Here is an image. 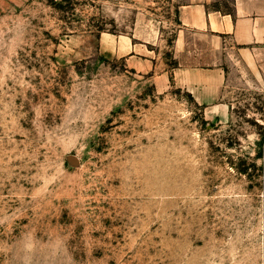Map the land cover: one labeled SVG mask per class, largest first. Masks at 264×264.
Wrapping results in <instances>:
<instances>
[{"label": "rangeland", "instance_id": "1", "mask_svg": "<svg viewBox=\"0 0 264 264\" xmlns=\"http://www.w3.org/2000/svg\"><path fill=\"white\" fill-rule=\"evenodd\" d=\"M187 2L0 0V264H264V82L161 85Z\"/></svg>", "mask_w": 264, "mask_h": 264}, {"label": "crops", "instance_id": "2", "mask_svg": "<svg viewBox=\"0 0 264 264\" xmlns=\"http://www.w3.org/2000/svg\"><path fill=\"white\" fill-rule=\"evenodd\" d=\"M217 1L189 0L181 6L172 47L178 66L173 75L159 77L164 86L173 76L177 87L208 107L233 80L264 82V0H230V11L212 9ZM135 38L107 37V50L138 73L153 71L150 60L136 56L149 43L136 44Z\"/></svg>", "mask_w": 264, "mask_h": 264}]
</instances>
